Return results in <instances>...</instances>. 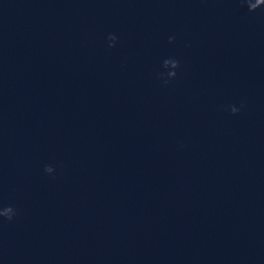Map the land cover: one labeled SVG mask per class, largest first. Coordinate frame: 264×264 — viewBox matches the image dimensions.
Returning a JSON list of instances; mask_svg holds the SVG:
<instances>
[{"label": "clouds", "instance_id": "obj_1", "mask_svg": "<svg viewBox=\"0 0 264 264\" xmlns=\"http://www.w3.org/2000/svg\"><path fill=\"white\" fill-rule=\"evenodd\" d=\"M244 3L247 4L248 10L251 11H255L257 8L261 7L262 5H264V0H255V2L253 3L252 0H243ZM117 37L115 35H109L108 40L111 41L112 43H109V47H114V42L116 41ZM174 38L173 37H169V42H171ZM163 66L166 69H171L170 71H168L166 73L167 77L170 78H174L176 76V71H174L175 69H177L180 65H179V61L175 60V59H165L163 61ZM161 77L164 76V74H160ZM165 83L168 82V80L166 79L164 81ZM243 105H241L242 107ZM231 112L232 114H236L240 111L239 108L235 107V106H230ZM44 171L48 174H51L54 169L51 166H46ZM16 209L12 206H6L3 207L2 209H0V217L5 218L6 220L11 221L15 215H16Z\"/></svg>", "mask_w": 264, "mask_h": 264}]
</instances>
